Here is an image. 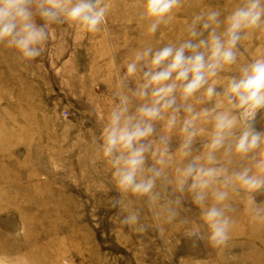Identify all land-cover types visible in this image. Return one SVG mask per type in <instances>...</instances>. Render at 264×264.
Segmentation results:
<instances>
[{"label": "rangeland", "instance_id": "1", "mask_svg": "<svg viewBox=\"0 0 264 264\" xmlns=\"http://www.w3.org/2000/svg\"><path fill=\"white\" fill-rule=\"evenodd\" d=\"M110 5L97 33H81L67 23L53 25L40 57L19 59L0 44V260L5 264H264V224L251 221L243 202H232L235 224L228 246L212 248L188 237L183 221H200V209L187 192L158 185L161 203L174 201L171 224L153 219L147 197H129L140 213L143 232L120 225L127 215L112 202L124 199L103 161L95 157L102 123L113 101L116 73L135 51L188 39L186 27L203 11L221 19L244 0H181L170 23L155 34L142 16L143 0H102ZM38 24L43 20L36 18ZM222 30V28L220 29ZM207 33H205V37ZM237 63L219 73L217 91L241 66L264 55V28L249 30L237 46ZM128 86L135 88V81ZM209 102L203 107H212ZM183 115V113H182ZM264 132V109L253 121ZM155 123L154 139L162 134ZM205 137L193 144L203 150ZM179 135L169 140L175 152ZM242 163V162H241ZM150 154L146 166H152ZM233 161L230 170L238 169ZM264 205V189L253 193ZM161 227L164 234L161 235ZM206 233V227L202 228Z\"/></svg>", "mask_w": 264, "mask_h": 264}, {"label": "clouds", "instance_id": "2", "mask_svg": "<svg viewBox=\"0 0 264 264\" xmlns=\"http://www.w3.org/2000/svg\"><path fill=\"white\" fill-rule=\"evenodd\" d=\"M180 5L181 0H143L148 33L170 23ZM109 7L102 0H0V44L15 50L21 60H34L52 38L53 25L67 23L81 33H97ZM220 17L219 10L203 11L187 25L188 39L134 52L116 73L109 111L99 113L102 130L95 153L124 197L112 202L127 213L120 225L144 231L142 225L137 227L140 213L129 197H147L154 221L171 224L181 200L161 203L158 185H172L174 192L189 193L200 209L202 224L182 222L186 235L206 239L218 250L231 239L232 202L237 198L252 222L264 224V205L253 195L264 189V132L253 126L257 112L264 109V55L241 66L222 91H217L216 79L237 63V46L249 30L264 28V0H244ZM130 80L134 89L128 86ZM213 101L212 107H203ZM156 122L163 125L158 139L153 138ZM173 135L181 138L175 152L169 150ZM198 137L207 142L194 155ZM233 161L239 167L230 170ZM160 231L163 235V227Z\"/></svg>", "mask_w": 264, "mask_h": 264}]
</instances>
